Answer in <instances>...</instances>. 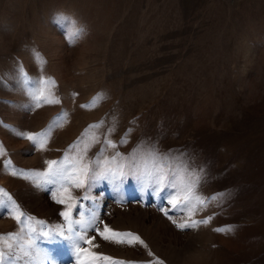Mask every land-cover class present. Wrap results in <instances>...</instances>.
<instances>
[{"label":"rangeland","instance_id":"1","mask_svg":"<svg viewBox=\"0 0 264 264\" xmlns=\"http://www.w3.org/2000/svg\"><path fill=\"white\" fill-rule=\"evenodd\" d=\"M57 13L85 29L74 45L53 23ZM33 49L46 59L44 75L55 78L62 104L26 113L0 103V118L33 132L62 108L69 120L53 133L49 151L30 155L21 153L27 140L0 127L14 164L42 169L89 124L114 119L113 140L132 130L120 152L141 140L161 152L182 150L206 174L201 194H226L196 212V219L213 216L209 224L180 230L129 182L125 202L104 198L102 218L138 234L147 247L97 237L95 251L153 264H264V0H0V77L10 83L18 60L39 75ZM97 93L106 97L97 107H79ZM7 100L21 103L25 96L0 87V101ZM0 186L29 215L59 222L61 206L47 191L2 170ZM169 214L178 222L189 218ZM223 227L232 230L214 231ZM16 230L14 220L0 216V233ZM56 255L69 264L66 252Z\"/></svg>","mask_w":264,"mask_h":264},{"label":"snow or ice","instance_id":"2","mask_svg":"<svg viewBox=\"0 0 264 264\" xmlns=\"http://www.w3.org/2000/svg\"><path fill=\"white\" fill-rule=\"evenodd\" d=\"M53 23L64 31L69 45L77 43L85 32L83 26L64 13L55 14ZM32 53L39 75L28 73L23 62L18 60L9 75L10 83L0 77V87L25 96L21 103L11 100L0 103L26 113L62 104L61 97L56 94L55 78L44 75L46 59L35 49ZM71 95L75 99L78 93ZM105 98L103 93H97L79 107L92 110ZM68 120L69 112L62 108L39 131L19 129L2 118L0 127L18 139L27 140L28 147L21 149V153L30 155L34 151H49L53 133L62 129ZM115 131L114 119L110 124L105 118L89 124L59 158L44 160L42 169L21 168L14 164L0 141V170L47 191L52 201L61 206L59 222L50 223L29 215L13 195L0 186V216L6 215L17 224L16 231L0 233V264H61L56 254L64 252L69 256V264H153V261H123L95 251L99 248L95 243L97 237L116 245L147 247L138 234L113 229L102 218L104 198L111 196L117 203L125 202L129 182L141 201L151 197L162 214L180 230L198 229L211 222L213 216L196 219V212L226 194L210 197L201 194L206 174L203 169L191 166L186 152L178 149L161 152L155 142L141 140L125 154L119 148L128 143L132 130H126L118 141L111 138ZM97 145L99 150L89 155ZM77 191L79 195L74 194ZM170 211L180 216L187 214L189 218L178 222ZM231 230L230 227L214 229L216 232ZM152 255L149 252V256ZM156 264H163V261L157 260Z\"/></svg>","mask_w":264,"mask_h":264}]
</instances>
